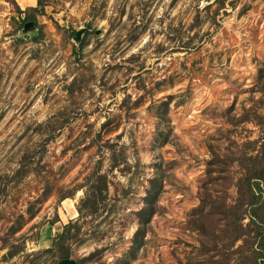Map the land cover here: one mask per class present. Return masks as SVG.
Wrapping results in <instances>:
<instances>
[{"label": "rangeland", "instance_id": "obj_1", "mask_svg": "<svg viewBox=\"0 0 264 264\" xmlns=\"http://www.w3.org/2000/svg\"><path fill=\"white\" fill-rule=\"evenodd\" d=\"M263 139L264 0H0V264H255Z\"/></svg>", "mask_w": 264, "mask_h": 264}, {"label": "trees", "instance_id": "obj_2", "mask_svg": "<svg viewBox=\"0 0 264 264\" xmlns=\"http://www.w3.org/2000/svg\"><path fill=\"white\" fill-rule=\"evenodd\" d=\"M221 3L224 0H219ZM28 17L22 18L25 21ZM33 17V16H32ZM41 32L37 33L34 37L38 38ZM164 104H167L165 101ZM242 119V118H241ZM244 119V118H243ZM254 140V139H253ZM257 141V140H256ZM264 145V139L260 142V147ZM248 157H254L253 164L244 171L243 182L239 179L236 182V187L238 191V198L245 203V208L249 216L250 221L255 224L253 241L255 242L254 251V261L255 264H264V162H261L259 165L253 166L255 163H259L258 154H247ZM261 160V159H260ZM116 162H111V167L115 166ZM155 181V178L152 179V182ZM107 187V176L104 172L95 170L93 173L90 182L86 184L84 195L80 199L82 204L87 206L88 209L95 210L98 203L104 198L105 194L103 189ZM159 186L156 182L147 190V193L144 196V204L137 210L139 217V224L134 232L133 240L139 242V238L143 234L142 226L146 224L149 220V217L155 210L154 200L159 193ZM232 224L237 223L236 216L231 218ZM68 223L64 224L61 232L56 234L55 241L56 243L64 244L66 240L65 228L68 227ZM13 250L8 251V255L13 254ZM61 257H66L67 252L63 250L60 252Z\"/></svg>", "mask_w": 264, "mask_h": 264}, {"label": "water", "instance_id": "obj_3", "mask_svg": "<svg viewBox=\"0 0 264 264\" xmlns=\"http://www.w3.org/2000/svg\"><path fill=\"white\" fill-rule=\"evenodd\" d=\"M31 20H29V21H26L25 23H24V27H30L31 26ZM78 33H79V31H76L75 33H74V37H77L78 36ZM76 263V260L74 259V258H72V257H62V258H60L59 260H58V263L57 264H75Z\"/></svg>", "mask_w": 264, "mask_h": 264}]
</instances>
